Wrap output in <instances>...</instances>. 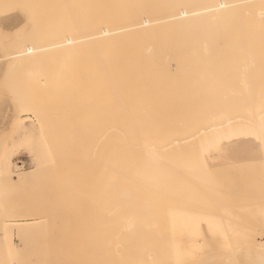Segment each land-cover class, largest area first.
Listing matches in <instances>:
<instances>
[{
  "label": "bare ground",
  "instance_id": "obj_1",
  "mask_svg": "<svg viewBox=\"0 0 264 264\" xmlns=\"http://www.w3.org/2000/svg\"><path fill=\"white\" fill-rule=\"evenodd\" d=\"M51 3L53 23L56 5ZM61 7L62 43L57 45L62 47V70L71 74L80 66V73L71 76L82 72L84 84L91 86L77 90L81 97L70 93L63 100L62 95V140L65 146L73 136L76 141L85 124L91 146L80 136L89 146L83 152L91 156L92 174L84 192L75 190L81 196L63 189L68 193L62 191L57 209L62 226L52 221L55 206L50 215L43 211V226L50 231L36 264H184L181 252L198 247L196 224L217 221L219 227L234 212L254 217L257 200L264 201V192L252 193L256 186L249 177L264 172V0H60L57 9ZM8 11L1 22L4 31L19 29L25 20L38 24L36 16ZM57 45H44L50 47L47 55ZM37 46L23 51L30 52L32 63L41 56L38 49L45 50ZM21 51L11 59L22 65L28 57L22 62L27 54ZM15 64L10 66L17 69ZM76 87L68 88L76 92ZM11 114L4 106L0 110L2 135L12 130ZM69 146L62 152H69ZM241 173L243 190L237 195ZM68 207H77L75 213L84 217L69 221ZM231 237L234 248L242 238L234 234L231 243ZM243 239L247 247L254 246L251 234ZM5 242L1 264L21 253L19 246Z\"/></svg>",
  "mask_w": 264,
  "mask_h": 264
},
{
  "label": "rangeland",
  "instance_id": "obj_2",
  "mask_svg": "<svg viewBox=\"0 0 264 264\" xmlns=\"http://www.w3.org/2000/svg\"><path fill=\"white\" fill-rule=\"evenodd\" d=\"M46 1L45 0H37V1L36 0H1L0 1L1 2L0 3V15H2L0 16V20L2 17L6 16V14H3V13H6L8 10H9L8 11L9 13L12 10L16 12H19L20 10L21 12L25 13L28 19L30 18L34 19L35 17L33 16H36V19L39 20L36 26L34 25V23L31 24L32 22L29 25V22H28L29 20H25V23L22 26L23 29H21L22 27H20L19 29H16L14 32H7L4 30L2 31V28L0 29V40H1L0 41V58H2L1 59L2 63H4L7 66L6 70L10 69L9 71L7 70V73H4L3 78L0 80V110L1 108H3V106H5L4 102H7L12 107L11 117L14 119V120L11 119L12 130L7 132L8 134L3 133L5 135L4 136L0 132V254L1 252L4 251L3 250L4 246L1 245L3 242V239L6 240L5 243L8 245V247L19 246L18 249L20 248V251H21L18 258L10 259V262L7 264H36L37 253L41 252L44 246L45 239L49 237L48 234L50 231L48 230L49 229L48 227L43 226V225H46L45 218H41V217H44L43 211L48 213L51 211L50 209H52L55 206L54 207L55 210L52 209L53 212L51 211V215L53 214L55 215L51 217L52 221L54 222V220H58L54 224L57 226L60 224V226H62V223H60L62 222V218H61L62 211L59 213L61 216L60 215L58 216V212H59L58 210H60L59 207H61L60 205H62V202L60 203V200L62 201V198H61L62 191H65L66 193L69 192V195L72 194V196L73 195L81 196L80 195L81 191L84 192L83 190L85 187V183L88 184L89 186L91 184L90 178H91L92 172L91 173L89 172L92 171V167H91L92 160H91V156L89 157L90 155L89 153L84 154L85 150L83 152V149L85 148L88 149V147L91 146V143H90L91 141L88 140L90 137H88V135L84 136L87 134L85 133L86 132L85 124L84 126H82L84 128L81 127L82 133H80V135L83 137H86L83 140L86 141L87 139L89 146H87V144L84 145L85 143L84 141H82V138L79 134H78L79 136L77 135L76 137L77 138L76 141H78L79 145L81 144L80 145L81 147L77 145L78 143L76 144L74 136L72 137L74 139L70 138V141H68L69 143L67 142L66 146L64 145L66 144L64 143L65 141L62 140V106H61L62 97H63L62 95L64 94L66 97V98H63V100L67 99L68 96L72 97L74 93H77V92L80 94V97H81L83 96L81 95V92H80L83 90L81 87L84 86L83 88H85L87 84H86V81H84L85 79L82 78V75H83L82 72H81V77H79L80 75L78 76L74 74L77 77V79L75 78V76L73 77L71 76L72 73H75L77 70L79 71L80 66H78V68L75 67L76 68L75 71L74 70L70 71L71 74H68L69 71L67 72L65 71V69L62 70V54H60L62 52L59 53V51H62V47H59L61 45L59 46L57 45L59 43H62L61 42L62 41V30H61L62 15L61 14L62 13L60 14V12H62L61 11L62 7L60 8V10H58L60 7V0H58L59 2L52 1V0H46ZM50 1L53 3L54 2L58 3V5L54 3V6L56 5V8L54 7L55 8L54 17L52 16L51 18L53 23L50 22V19H49L50 17L48 16L49 10L51 8L50 4H52ZM40 10H41V13H40ZM44 16L46 18L45 20L43 18ZM36 19L35 21H37ZM40 21H41V24H40ZM33 26H35L34 30H33L34 28ZM36 31L38 33L37 35L36 33L34 34V32ZM28 35H29V38H28ZM20 38L23 39V41ZM35 38L37 39L35 40ZM19 40H21V42ZM17 41H19V43H17ZM52 42H54L57 45V50L55 47L56 52L53 51V55L51 56V55H47L48 52L50 51V47L46 48L45 46L47 45L48 47V44ZM37 44H38L37 49L40 48L39 46L42 47L45 45L44 46L45 50L41 49L43 52L41 51L38 52L40 49H38L37 51V54L38 53L41 54V56L39 54L40 58H38V60L36 61V62H39V65L36 62L32 63V61H35V60L30 59L32 57V55L29 54L30 52L28 54L26 53L27 55L25 54V52H23L25 51L26 46L28 48L29 46L30 47L33 46L35 48ZM21 46L23 48H20ZM19 49H22V51ZM47 49H49V51ZM20 51L23 52L24 55H26L23 58H22L23 54L21 55V57H19V59L20 58L23 59L22 62L24 61L25 58L28 57V60L25 59V62L27 61L26 63L24 62L25 65L23 63L21 65L20 63L21 60L19 61L17 58L14 60L11 59V56L15 55L16 57ZM57 53H59L60 56ZM49 54H52V53L50 52ZM55 57L57 58L55 59ZM7 58L10 60H8ZM11 63L13 67H14V63H16L15 66L17 69H14L12 66H10ZM48 64L49 65L51 64V65L49 66ZM19 65L23 66L24 68L20 67ZM44 65H47L48 68ZM32 66L33 67L35 66V68L37 69H34ZM12 69L14 71L11 72ZM78 71L76 74L80 73ZM64 73L70 76L67 77V75H65ZM14 75H16L15 78L13 77ZM61 75H63V77ZM64 75L66 76L67 79H70V77H72V79L74 80L73 81L72 79L69 81L65 80ZM78 77L80 79L79 81H78ZM27 78L29 79V81ZM7 79H9V82ZM21 81H23L24 83H22ZM74 81L79 88L76 87V85L74 86L75 84ZM84 82L86 85L84 84ZM6 83L10 85L8 86ZM69 84L72 85V87ZM73 86L77 88L76 92L69 90V88L71 90H74L75 88ZM90 87L91 86H89V88ZM34 88L35 90L36 89H39V90L35 91ZM65 88L67 91L69 90L68 93H66L67 91L64 90ZM89 88L86 87L85 92L86 90L88 91ZM77 90H80V91H77ZM61 91H63V93ZM70 93L73 95L70 96ZM21 102L24 106H26V108L22 107L23 105L20 104ZM42 102H44V104ZM78 137L80 138L79 140H78ZM69 144H70L69 152L67 151L63 153L62 149L64 147H67ZM74 144H75V147L79 146V148L81 149H79L78 147L73 148ZM83 145L85 147H82ZM74 150L75 152H77V155L76 153H74ZM52 151H54V155H52L53 153ZM81 153L82 155H85V156L83 157ZM78 155H80L79 156L80 158H78ZM85 161L86 162L91 161V162L85 163ZM89 164L91 165L90 166L91 169H89ZM76 165L78 166V168ZM81 167L84 169H82ZM54 169L56 170V172ZM32 170H35V171H32ZM36 170H40V171L37 172ZM45 170L46 171L50 170V171L46 172ZM73 170L76 172H73ZM71 171L73 172L71 173V175L70 173L67 174V172H71ZM81 171L85 175V177L83 174H80ZM50 172H53V173H50ZM51 174H54L52 175L53 178ZM46 176L49 179H47ZM87 176H88V179H87ZM244 176H245V173H241L238 175V178H236L237 182H236L235 189L237 190H235L236 191L235 193L237 195L240 192L239 188L240 190H243L241 178ZM249 177L251 178V182L252 183L254 182V186H256L255 188H252L251 190L252 193H255V191L260 192V193L264 192V172L256 171V172L251 173ZM43 178L45 180H43ZM77 179L78 180L81 179V180L78 181ZM47 180L51 182H48ZM78 182L80 183V186ZM43 183H45V185L48 183L47 184L48 187L45 188ZM56 184L57 185L63 184L64 186L63 185L60 186L61 189H59L60 190L59 191L58 188L60 187L57 186ZM77 185L79 186V188H77L78 187ZM52 186L57 187L56 188L57 190L56 189L54 190ZM51 188H53V190ZM76 188L79 190H77ZM63 189H66L68 192ZM71 190H73L74 192ZM75 190L80 191V194L78 192L76 193ZM52 191L55 193L57 199L49 198L51 197V195L54 194L52 193ZM58 195L60 196V198L57 197ZM64 195L68 196L67 194H64ZM259 196L260 195H258V197ZM52 197H54V195ZM69 199L73 200L72 197ZM46 200L48 201V203L45 202ZM70 200H69L70 205H71L70 207H73L74 200H73V203H71L72 201ZM55 201L57 202L56 205H54ZM58 201L60 203L59 207H58ZM257 202H258V205L256 207V211H255L256 214L254 217L249 218L247 216H240L239 213L235 214L234 212L233 215L230 216L229 218L220 220L221 226L219 227L216 224L217 221L214 222L213 225H209V224L203 225L199 223L196 224V228L194 230V238L199 239V240L195 239L198 242L197 244L198 247L196 246V248L194 249L193 248L184 249L181 252V254L183 255L182 262L184 264L185 263L200 264L201 263L200 261L202 260V262L205 261L204 263L206 264H255L260 260H264V246H263L264 245V201H262V199H260L259 197ZM70 207H68L67 209L69 211L71 209L72 214H70V212H67V213L65 212L66 217L68 216L69 218L67 219L69 221H71V219L74 220V218L77 220H81L80 214L82 216L83 212L82 213L80 212V214L77 212L78 213L77 214L75 213V210L77 209V207L73 208V211H72V208ZM45 212H44V215L47 214ZM68 213L71 216L74 215V217L71 218V216L67 215ZM48 215L50 214L48 213ZM51 228L52 227H50V229ZM234 234L236 236L240 235L242 239H240L239 241L237 240L238 242L237 245L236 243H234L236 246L232 248L234 245L231 247L228 239H230L231 236H232L231 238L234 239ZM249 234L253 236V240H254V246L252 248L247 247L243 239V236H246ZM209 241H213V242H209ZM206 242H209V243L207 244ZM233 242H235V239L231 243Z\"/></svg>",
  "mask_w": 264,
  "mask_h": 264
},
{
  "label": "crops",
  "instance_id": "obj_3",
  "mask_svg": "<svg viewBox=\"0 0 264 264\" xmlns=\"http://www.w3.org/2000/svg\"><path fill=\"white\" fill-rule=\"evenodd\" d=\"M8 14H10V13H8ZM2 19H3V17L1 18V21H0V24H1V22H2ZM8 26V25H7ZM4 27V26H3ZM2 27V24H1V28H2V30H4L5 28H3ZM9 29H10V27H8ZM9 29H7V27H6V30L5 31H7V32H12V31H14V29L16 30L17 28H11L10 30ZM0 59H2V58H0ZM1 61V60H0ZM1 63V62H0ZM6 65L4 64V63H1V65H0V80L3 78V76H4V73H7V70H6ZM3 69H5V71L3 70ZM3 72V73H2ZM4 107L6 108V110H8V111H12V107L10 106V104L8 105V103L7 102H4ZM11 119H12V117H11Z\"/></svg>",
  "mask_w": 264,
  "mask_h": 264
}]
</instances>
